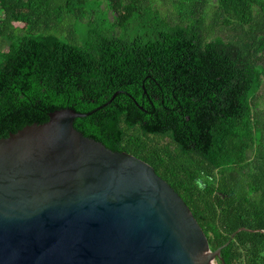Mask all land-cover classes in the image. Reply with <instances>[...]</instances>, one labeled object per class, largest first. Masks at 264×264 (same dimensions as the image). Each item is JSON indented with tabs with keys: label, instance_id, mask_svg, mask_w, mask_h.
<instances>
[{
	"label": "trees",
	"instance_id": "trees-1",
	"mask_svg": "<svg viewBox=\"0 0 264 264\" xmlns=\"http://www.w3.org/2000/svg\"><path fill=\"white\" fill-rule=\"evenodd\" d=\"M65 109L264 264V0H0V141Z\"/></svg>",
	"mask_w": 264,
	"mask_h": 264
},
{
	"label": "water",
	"instance_id": "water-1",
	"mask_svg": "<svg viewBox=\"0 0 264 264\" xmlns=\"http://www.w3.org/2000/svg\"><path fill=\"white\" fill-rule=\"evenodd\" d=\"M92 115L60 110L0 141V264L222 259L247 230L213 252L189 206L151 165L75 128Z\"/></svg>",
	"mask_w": 264,
	"mask_h": 264
},
{
	"label": "rangeland",
	"instance_id": "rangeland-1",
	"mask_svg": "<svg viewBox=\"0 0 264 264\" xmlns=\"http://www.w3.org/2000/svg\"><path fill=\"white\" fill-rule=\"evenodd\" d=\"M217 264V263H216Z\"/></svg>",
	"mask_w": 264,
	"mask_h": 264
}]
</instances>
